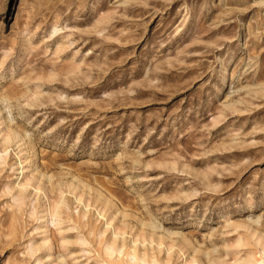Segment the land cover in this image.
Returning a JSON list of instances; mask_svg holds the SVG:
<instances>
[{"label":"rangeland","instance_id":"rangeland-1","mask_svg":"<svg viewBox=\"0 0 264 264\" xmlns=\"http://www.w3.org/2000/svg\"><path fill=\"white\" fill-rule=\"evenodd\" d=\"M0 264H264V0H0Z\"/></svg>","mask_w":264,"mask_h":264}]
</instances>
